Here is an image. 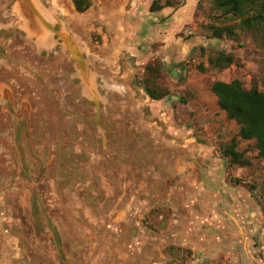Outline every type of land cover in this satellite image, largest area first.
Segmentation results:
<instances>
[{
	"label": "crops",
	"instance_id": "0c3cea01",
	"mask_svg": "<svg viewBox=\"0 0 264 264\" xmlns=\"http://www.w3.org/2000/svg\"><path fill=\"white\" fill-rule=\"evenodd\" d=\"M200 1L164 2L156 11L150 10L155 0L100 3L98 73L115 74L120 54L128 73L125 84L102 82L114 93L105 98L97 96L90 65L78 53L76 87L79 99L95 108L99 139L121 135L102 130L100 110L109 105L121 119L115 107L133 105L128 67L147 74L140 86L146 106L171 101L195 120L193 134L175 131L160 105L148 116L154 123L139 151L104 141L102 152L91 155L84 144L69 147L74 85L37 79L32 58L20 50L24 37L0 41V228L13 236L2 264H264V211L258 189L248 186L259 184L263 172L238 148L241 163L225 155L231 121L209 85L230 82L201 53L223 51L226 41L197 34ZM12 11L25 37L47 43L35 0H14ZM196 65L213 70L196 71ZM162 75L169 77L167 89L150 87L161 95L154 100L145 84Z\"/></svg>",
	"mask_w": 264,
	"mask_h": 264
},
{
	"label": "rangeland",
	"instance_id": "374dc122",
	"mask_svg": "<svg viewBox=\"0 0 264 264\" xmlns=\"http://www.w3.org/2000/svg\"><path fill=\"white\" fill-rule=\"evenodd\" d=\"M4 1L5 3L3 0H0V41L6 40L13 34L19 35L21 38L24 37L25 39L23 40L27 41V43L20 50L28 52L29 57L32 58V63L35 64L34 66L37 69L35 76L37 79L48 77L54 87H59L61 81L74 85V92L72 94L69 93L67 102L69 108L68 115L70 116L68 118L69 147H76L77 144L83 146L84 144L88 154L91 155L94 153V149L96 153L102 152L101 147L104 141L106 146L117 147L118 149L127 148V150H131L134 146L139 151L141 147L146 145L145 133L150 129V124L154 123L153 119L148 116L153 110L156 112L160 105H162V108L159 109L164 108L166 110V117H169V122L172 123L175 131L189 130L192 131V134L194 133L196 122L189 116L188 112H185L181 105H173L171 101H167L153 105L151 108L150 106H146L144 102L145 95L141 92L140 86L146 82L147 74L141 68L133 69V67H128V70L131 72L129 73L131 76L129 84L133 89V105L127 106V108L125 106L121 107V105L115 107L116 113L118 115L122 114L121 119L113 117L115 113L109 105L102 106L100 110V114L104 115L100 119L102 130H104V126L107 131L120 132L121 135L118 136L119 138L115 134L114 136L105 137V139L96 137L98 135H96L97 129L94 124L95 108L92 102L87 100L81 101L79 99L76 87L78 79L75 73V62L78 60V53L84 55L86 63L90 65L89 68L92 71L97 89H99L97 91L98 97L105 98V95L114 94L113 92L104 90L101 86L102 82L112 81L114 78L116 82L126 83V75L128 73L127 69L122 66L124 62L123 55H119L120 60L117 63L118 66L120 65V68L118 69L117 66L115 74L105 77V79H103L102 74L98 73L99 69H97L96 64V55H98L101 46L99 36L96 33L98 32L99 25L98 20H96L98 18V7L101 2L115 3L117 0H91L89 9L84 13H78L75 10L72 0H35L37 6L42 10V19L48 24V27L44 26L41 28L45 30L44 41L47 42L43 46H40V38L34 36L25 37L24 32L20 31L19 26H17L18 28L16 27L17 21L12 11L14 0ZM170 1L174 0H155L154 3L158 6L161 3ZM196 19H198L196 21V32L198 35L211 40L226 41L223 51H210L208 53L204 51L201 53L203 57H207L213 61L218 58V53L223 58L232 60V64L226 65L221 60L222 57H219L218 60L221 62L217 66L222 68L218 72L216 70L217 74L226 73L225 78L229 82L238 80L245 90L254 88L258 92L263 93L264 23H257L247 29L242 26L240 19L225 15L221 11L216 10L209 0L200 1ZM184 30H182V35ZM215 34H218V36H215ZM73 49L76 51L75 54L72 53ZM212 68L196 65V69H194L196 71L208 72L209 70H213ZM215 77V75L211 76V79L207 81L210 82ZM158 79L157 83L149 84V86L151 88L155 86L161 93L166 92V85L169 82L168 75H162ZM209 82L206 84L209 85ZM55 111L58 112L60 109L57 108ZM74 113H77V115ZM61 116L64 119L67 115L63 112ZM108 118H111L112 122H108ZM157 123L165 127L162 122L157 121ZM225 125L228 131V138L230 137V141L225 145V149L232 143V140L236 141V148L240 152L248 153L246 158L256 161L258 170L263 172L260 174L259 184L254 182L252 184L249 183L248 186L251 189H258L261 208L264 211V158L258 156L254 141H240L237 138L239 127L234 122ZM77 132H80V135H76ZM91 149L92 151L89 152ZM12 237L0 228L1 264L4 248L6 245L12 243Z\"/></svg>",
	"mask_w": 264,
	"mask_h": 264
},
{
	"label": "trees",
	"instance_id": "16d2710c",
	"mask_svg": "<svg viewBox=\"0 0 264 264\" xmlns=\"http://www.w3.org/2000/svg\"><path fill=\"white\" fill-rule=\"evenodd\" d=\"M213 7L225 15L240 19L245 28H250L257 23H264V0H209ZM78 13L86 12L91 0H72ZM158 6L153 3L151 11H156ZM218 36V34H215ZM215 61L208 58L210 67L221 69L218 53ZM226 64H232L229 58H221ZM217 62V63H216ZM145 92L150 98L157 100L160 96L155 95V90L149 84H145ZM210 92L217 99V106L223 112L228 121L234 122L238 127L237 138L240 141H254L258 156L264 158V92H258L251 88L245 90L238 80L229 84L214 82L210 86ZM225 149V155L230 157L232 163H241L240 154L235 153L236 141L232 140ZM246 164L245 162H243Z\"/></svg>",
	"mask_w": 264,
	"mask_h": 264
},
{
	"label": "water",
	"instance_id": "95a60500",
	"mask_svg": "<svg viewBox=\"0 0 264 264\" xmlns=\"http://www.w3.org/2000/svg\"><path fill=\"white\" fill-rule=\"evenodd\" d=\"M16 1L17 0H15V3H16ZM39 17V16H38ZM38 23H39V25H41V26H45V27H48V24L41 18V17H39V21H38ZM49 29H51L50 27H49ZM61 38H62V36H61ZM74 47V46H73ZM75 50L73 49L72 50V53L73 54H75L76 53V51L74 52ZM77 55V54H76ZM77 59H79L80 60V55L78 54L77 55ZM77 61V60H76ZM95 107H96V104H95Z\"/></svg>",
	"mask_w": 264,
	"mask_h": 264
},
{
	"label": "built area",
	"instance_id": "2783aa9c",
	"mask_svg": "<svg viewBox=\"0 0 264 264\" xmlns=\"http://www.w3.org/2000/svg\"><path fill=\"white\" fill-rule=\"evenodd\" d=\"M191 30H189V29H185L184 31H183V35L185 36V37H189V36H191ZM159 111H163L162 109H159ZM169 127V126H168Z\"/></svg>",
	"mask_w": 264,
	"mask_h": 264
},
{
	"label": "bare ground",
	"instance_id": "6f19581e",
	"mask_svg": "<svg viewBox=\"0 0 264 264\" xmlns=\"http://www.w3.org/2000/svg\"><path fill=\"white\" fill-rule=\"evenodd\" d=\"M27 7V6H26Z\"/></svg>",
	"mask_w": 264,
	"mask_h": 264
}]
</instances>
